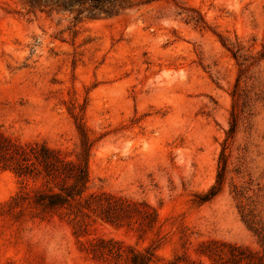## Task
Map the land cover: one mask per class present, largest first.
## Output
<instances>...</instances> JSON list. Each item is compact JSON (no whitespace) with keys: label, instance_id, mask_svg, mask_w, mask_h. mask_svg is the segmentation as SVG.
Returning <instances> with one entry per match:
<instances>
[{"label":"rangeland","instance_id":"rangeland-1","mask_svg":"<svg viewBox=\"0 0 264 264\" xmlns=\"http://www.w3.org/2000/svg\"><path fill=\"white\" fill-rule=\"evenodd\" d=\"M263 54L264 0H0V130L73 158L81 118L94 140L86 191L157 216L142 230L96 211L74 232L68 216L18 215L14 197L34 182L0 166V264H127L91 251L109 239L153 249L151 264H212L227 244L264 253ZM238 76L245 113L223 188L201 203Z\"/></svg>","mask_w":264,"mask_h":264},{"label":"trees","instance_id":"trees-1","mask_svg":"<svg viewBox=\"0 0 264 264\" xmlns=\"http://www.w3.org/2000/svg\"><path fill=\"white\" fill-rule=\"evenodd\" d=\"M191 19L198 23L202 21L201 17L197 19L191 17ZM230 51L236 59L241 56L238 54V49ZM238 80L239 76L231 93L229 127L226 141L218 157L216 178L205 193L199 194L198 199L201 203L212 199L223 188L228 166L225 148L230 144L228 142L232 140L237 130L239 114L245 113L244 108L238 109L240 98ZM76 126L80 140L73 158L67 157L62 150L51 148L44 143L18 142L0 130V166L10 169L25 181L34 182V186L24 187V190L14 197L16 200L14 204L21 207L18 215L30 212L41 219L68 216L73 223L74 232L84 231L86 217L96 211H99L101 218L113 223L124 224L135 220L141 223L142 230L144 226L152 227L157 221V216L146 202H138L112 193L86 191L89 180L88 158L94 140L90 138L81 118H76ZM110 240L106 247H94L91 251L106 256H124L127 264H151L157 259V254L149 247L144 250L131 249L125 253L120 246H113ZM227 245L225 250L213 252L216 257L213 258L212 264H264V253L241 245Z\"/></svg>","mask_w":264,"mask_h":264}]
</instances>
